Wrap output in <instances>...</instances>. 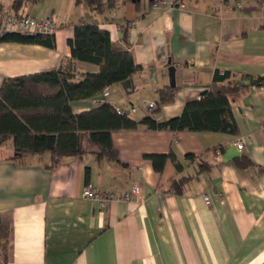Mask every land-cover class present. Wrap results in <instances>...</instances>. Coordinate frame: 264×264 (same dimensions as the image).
Here are the masks:
<instances>
[{
	"label": "crops",
	"instance_id": "obj_1",
	"mask_svg": "<svg viewBox=\"0 0 264 264\" xmlns=\"http://www.w3.org/2000/svg\"><path fill=\"white\" fill-rule=\"evenodd\" d=\"M12 1L0 0L1 8ZM151 1L172 7L156 10ZM27 2L33 3L30 10L18 12L49 18L56 27L55 47L0 43V85L6 78L68 65L75 80L97 73L96 65L71 60L67 42L80 19L106 30L139 68L105 93L73 101V114L109 104L133 108L127 117L135 122L146 117L164 122L200 100L215 72L228 74L222 85L245 88L229 95L235 134L138 125L111 132L113 160L100 156L99 147L84 135L83 152L56 165L49 152L4 161L14 156V144L11 138L0 144V219L10 228L0 264H264L262 0H139L136 10L123 3L96 15L76 0ZM125 19L131 20L128 47L122 42ZM170 69L174 100L149 115L144 103H156L158 92L171 87ZM256 80L261 85H250ZM238 138L241 151L233 146ZM169 154L180 169L168 159L157 172L148 156ZM244 157L250 166L237 168L234 160ZM133 184L139 185L140 196L131 202L99 209L82 198L86 185L122 194ZM203 194L210 196V205Z\"/></svg>",
	"mask_w": 264,
	"mask_h": 264
},
{
	"label": "trees",
	"instance_id": "obj_2",
	"mask_svg": "<svg viewBox=\"0 0 264 264\" xmlns=\"http://www.w3.org/2000/svg\"><path fill=\"white\" fill-rule=\"evenodd\" d=\"M24 3L25 0H13L6 10L0 6V14L23 16L18 10ZM80 3L96 15L101 14L104 9H117L123 3L132 4L136 10L139 0H76V4ZM130 23L131 20L125 19L122 25V42L126 47ZM0 43L37 45L49 49L55 47L53 34L27 36L8 33L0 35ZM67 44L72 61L96 65L98 72L85 73L81 79L75 80L68 65L55 71L4 79L0 85V144L10 138L14 144V156L4 161H15L29 154L49 152L53 165H56L62 157L83 152L81 138L84 135H89V140L99 147L100 156L113 160L111 132L135 129L138 125L150 130L236 133L229 95L240 92L245 87L222 85L228 79L227 73L215 72L210 89L202 93L200 100L188 102L179 117L164 122H156L151 117L135 122L127 115H117L114 107L109 104L73 114L70 108L73 101L93 98L105 88L126 81L139 68L134 65L129 51L112 43L106 30L84 19L73 25V37ZM250 85H261V80L251 81ZM176 92L175 87L160 90L154 113L171 104ZM148 158L157 172L162 171L168 159L177 170L180 169L172 154L152 155ZM186 158L192 159L193 156L187 154ZM234 164L239 169H245L250 166V161L244 157L235 159ZM178 183H173L176 194L180 193ZM9 233V226L0 219V252L4 257Z\"/></svg>",
	"mask_w": 264,
	"mask_h": 264
},
{
	"label": "built area",
	"instance_id": "obj_3",
	"mask_svg": "<svg viewBox=\"0 0 264 264\" xmlns=\"http://www.w3.org/2000/svg\"><path fill=\"white\" fill-rule=\"evenodd\" d=\"M239 2L236 3V6H239ZM262 5L264 7V0H262ZM172 7L171 4L166 3L164 1L155 2L153 4V8L156 10H163L166 8ZM56 31L55 25L49 18H45L43 20H36L29 16H18L15 17L10 13L0 14V35L8 34V33H16L20 35H52ZM106 92V88L103 90V93ZM145 110L147 114L151 115L156 109L157 105L153 102H145L144 103ZM115 112L119 116L129 115L134 112L133 108L126 110L114 108ZM261 131L264 134V123L261 125ZM233 146L241 151L243 149V140L242 138H238L233 142ZM216 155H220V151L217 149L215 151ZM140 196V187L138 184H133L129 190L122 194H116L112 192H100L90 185H86L82 189V198L88 201H91L96 204L99 209H104L108 205L117 202H131L133 200L138 199ZM203 201L205 204H211V198L207 194L202 195Z\"/></svg>",
	"mask_w": 264,
	"mask_h": 264
},
{
	"label": "water",
	"instance_id": "obj_4",
	"mask_svg": "<svg viewBox=\"0 0 264 264\" xmlns=\"http://www.w3.org/2000/svg\"><path fill=\"white\" fill-rule=\"evenodd\" d=\"M169 72H170V86L174 87L175 86L174 85V70L170 69Z\"/></svg>",
	"mask_w": 264,
	"mask_h": 264
},
{
	"label": "rangeland",
	"instance_id": "obj_5",
	"mask_svg": "<svg viewBox=\"0 0 264 264\" xmlns=\"http://www.w3.org/2000/svg\"><path fill=\"white\" fill-rule=\"evenodd\" d=\"M25 1H26V2H25V4H26V3H28L27 1H29V0H25ZM25 4L20 8V9H22V11H24V12H25L26 9H29V10H30L31 6L33 5V3H30V2H29V4L26 5V6H25ZM121 13H122V12H121Z\"/></svg>",
	"mask_w": 264,
	"mask_h": 264
}]
</instances>
